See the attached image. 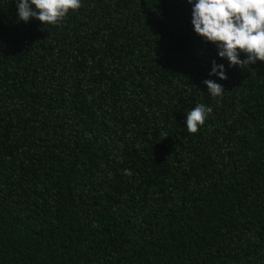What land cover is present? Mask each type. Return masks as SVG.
Wrapping results in <instances>:
<instances>
[{
  "label": "trees",
  "instance_id": "1",
  "mask_svg": "<svg viewBox=\"0 0 264 264\" xmlns=\"http://www.w3.org/2000/svg\"><path fill=\"white\" fill-rule=\"evenodd\" d=\"M82 5L0 0V264H264V62L229 68L187 0Z\"/></svg>",
  "mask_w": 264,
  "mask_h": 264
},
{
  "label": "clouds",
  "instance_id": "2",
  "mask_svg": "<svg viewBox=\"0 0 264 264\" xmlns=\"http://www.w3.org/2000/svg\"><path fill=\"white\" fill-rule=\"evenodd\" d=\"M192 5L191 23L195 34L217 46L218 56L228 61V67L245 68L257 61L264 62V0H187ZM82 0H17L18 21L35 18L44 27L59 26L68 13L78 11ZM243 54L245 59H241ZM227 80L224 64L214 60L209 73ZM203 83L211 97H222L223 85L212 79ZM213 109L198 103L187 112L186 128L190 135L198 133ZM163 139L168 136L162 132ZM124 175H133L130 169Z\"/></svg>",
  "mask_w": 264,
  "mask_h": 264
}]
</instances>
